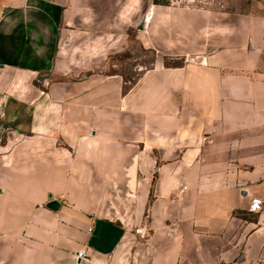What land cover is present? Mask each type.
<instances>
[{"label":"crops","instance_id":"crops-1","mask_svg":"<svg viewBox=\"0 0 264 264\" xmlns=\"http://www.w3.org/2000/svg\"><path fill=\"white\" fill-rule=\"evenodd\" d=\"M262 6L0 0V264H264ZM144 10L127 86L91 61Z\"/></svg>","mask_w":264,"mask_h":264},{"label":"rangeland","instance_id":"rangeland-1","mask_svg":"<svg viewBox=\"0 0 264 264\" xmlns=\"http://www.w3.org/2000/svg\"><path fill=\"white\" fill-rule=\"evenodd\" d=\"M153 1V0H152ZM168 3L169 5H182L190 7H207L218 10H225L232 13H246L250 15H258L263 12V0H159ZM147 10L143 11L136 21L128 24H122L116 32L118 34L115 40L107 37L106 41H115L114 47L107 49L104 55L96 58L91 63L100 64L99 67L108 75H120L127 83V86L134 83L142 69L149 66L152 62L154 55L147 49L144 40L141 36V30L144 28L143 19ZM110 48V47H109ZM86 71L74 72L76 74H84ZM250 220V216H246ZM148 216H144L141 225L137 226V239L138 246L142 250L146 249L149 241L152 239L153 229L147 227ZM140 231V229H142ZM136 232V231H135ZM209 247V246H208ZM207 258H203L202 264H245L243 262L242 254L235 255L230 261H222L218 263H210L209 254L207 250ZM190 264H197L191 262Z\"/></svg>","mask_w":264,"mask_h":264},{"label":"built area","instance_id":"built-area-1","mask_svg":"<svg viewBox=\"0 0 264 264\" xmlns=\"http://www.w3.org/2000/svg\"><path fill=\"white\" fill-rule=\"evenodd\" d=\"M262 210H264V198H261V197L252 198L248 211L251 213H259ZM76 256L80 260L88 259V254H87L86 249H82L79 252H77Z\"/></svg>","mask_w":264,"mask_h":264},{"label":"water","instance_id":"water-1","mask_svg":"<svg viewBox=\"0 0 264 264\" xmlns=\"http://www.w3.org/2000/svg\"><path fill=\"white\" fill-rule=\"evenodd\" d=\"M146 16H147V15L144 16V18H143V22L146 20ZM50 199H51V200H50V202L48 203V207L51 208V209H53V210H58L59 207H60V202H59L58 200H56V199H53L52 196L50 197Z\"/></svg>","mask_w":264,"mask_h":264},{"label":"trees","instance_id":"trees-1","mask_svg":"<svg viewBox=\"0 0 264 264\" xmlns=\"http://www.w3.org/2000/svg\"><path fill=\"white\" fill-rule=\"evenodd\" d=\"M153 3H154V4H160V5H169L168 3L161 2V1H159V0H153Z\"/></svg>","mask_w":264,"mask_h":264}]
</instances>
